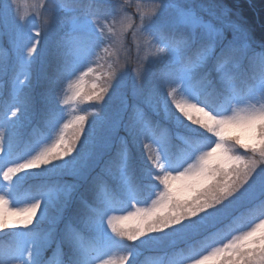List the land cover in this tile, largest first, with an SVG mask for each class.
Returning a JSON list of instances; mask_svg holds the SVG:
<instances>
[{"label": "snow or ice", "instance_id": "obj_1", "mask_svg": "<svg viewBox=\"0 0 264 264\" xmlns=\"http://www.w3.org/2000/svg\"><path fill=\"white\" fill-rule=\"evenodd\" d=\"M42 10L43 30L0 0L15 53L0 111V233L13 243L0 264H132L139 246L179 264H264V43L223 0H153L130 25L147 41L135 76L116 66L85 90L115 0ZM62 93L95 114L61 126Z\"/></svg>", "mask_w": 264, "mask_h": 264}, {"label": "rangeland", "instance_id": "obj_2", "mask_svg": "<svg viewBox=\"0 0 264 264\" xmlns=\"http://www.w3.org/2000/svg\"><path fill=\"white\" fill-rule=\"evenodd\" d=\"M49 0H8V3L12 5L13 15L19 19L23 17L28 21L30 26L35 24L36 28H41L46 18V13L42 10V5L48 3ZM107 3L112 4L113 0H106ZM153 0H115V5L118 9L116 17L113 19L109 17L107 20L102 19L104 30L107 33V39L96 50V54L92 57V63L89 65L93 68V72L85 78L84 87L85 90L91 88L92 83L106 78L107 74L113 71L114 67L122 66L128 69L129 76H135L137 67L140 65L141 60L147 59V53L144 50L146 39L138 32H133L130 25L133 23H139V14L146 9H149ZM223 3L232 10L233 19L237 20L244 27L251 29L246 23L245 19L239 14L237 8L230 7L224 0ZM33 28V32L36 31ZM254 39V38H253ZM51 40H54V36L49 37V44ZM255 40V39H254ZM257 43H261L255 40ZM51 47H49L50 49ZM15 53L13 51L12 43L8 36H0V61H4L8 64L9 70L7 73H0V92L8 87L9 93L12 86L13 72L11 65L14 60ZM86 70V69H85ZM80 75V73H79ZM78 73L72 79L75 80L79 77ZM23 81V77L20 78ZM67 83L65 82V92L67 91ZM69 95L71 93H68ZM65 98L64 93L61 94L60 107L64 109L65 120L61 122V126L64 122L71 119L73 115H91L95 114L97 102L90 101L84 104V100L78 99L76 102H70L68 105L63 104ZM4 102L2 101V106ZM92 105V106H90ZM87 106V107H86ZM30 129H28L29 131ZM27 131V130H26ZM71 131L70 129L68 130ZM151 201L147 205L141 204L140 207L150 206ZM21 207L24 205L21 204ZM2 210V209H0ZM247 221H241L240 223H246ZM259 220H256L258 223ZM4 233H0V248L10 246L5 240ZM160 252L151 259L138 255L133 256L132 264L139 260L136 264H162L165 257L170 258L169 254L159 249ZM120 254V253H117ZM126 254V253H124ZM56 257H52L53 264H55ZM179 264V262H177Z\"/></svg>", "mask_w": 264, "mask_h": 264}, {"label": "trees", "instance_id": "obj_3", "mask_svg": "<svg viewBox=\"0 0 264 264\" xmlns=\"http://www.w3.org/2000/svg\"><path fill=\"white\" fill-rule=\"evenodd\" d=\"M224 1L230 7L232 6L233 8L235 7L238 9L239 14L243 17V19H245L246 23L250 26L251 28L250 32L252 37L257 41L264 43V0H224ZM52 41L53 40H51L49 47L52 46ZM49 50H51V48ZM39 90L40 89L37 88V92ZM7 100H9L8 87H6L5 89L3 88V90L0 92V111H3L2 101L5 102ZM89 102L90 101L84 100V104H87ZM5 240L9 244L13 243L12 238L8 235H5ZM149 249H155V248H152L150 246H139L137 250H140V253L138 255L143 254L144 257L148 256ZM140 258H142V256Z\"/></svg>", "mask_w": 264, "mask_h": 264}, {"label": "bare ground", "instance_id": "obj_4", "mask_svg": "<svg viewBox=\"0 0 264 264\" xmlns=\"http://www.w3.org/2000/svg\"><path fill=\"white\" fill-rule=\"evenodd\" d=\"M77 73H78V75H79V72H77ZM162 264H170V262L167 261V260H165V261H162Z\"/></svg>", "mask_w": 264, "mask_h": 264}]
</instances>
